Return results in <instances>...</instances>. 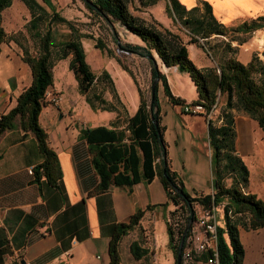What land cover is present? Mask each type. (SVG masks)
I'll use <instances>...</instances> for the list:
<instances>
[{"label":"trees","instance_id":"trees-1","mask_svg":"<svg viewBox=\"0 0 264 264\" xmlns=\"http://www.w3.org/2000/svg\"><path fill=\"white\" fill-rule=\"evenodd\" d=\"M22 1L31 12V19L26 28L30 37L37 42L39 52L33 54L29 50L20 37L21 33L9 34L5 30L3 11L10 7L14 0H0V44L15 41L22 48L24 60L29 63L33 72V81L20 94L16 106L0 116V130L11 128L15 117L21 115L23 127L36 134L44 156V160L34 168L35 181L40 183L42 178H45L49 183L56 184L61 176L59 158L49 144L48 132L40 123L47 92L54 83L53 69L56 61L72 56L70 68L78 82L79 91L94 110L119 112L120 106L125 108V105L120 99L110 72L104 70L96 74L87 61L81 37L94 38V35L80 33L73 22L57 11L49 0L44 1L52 12L38 0ZM82 1L96 17L112 24L118 23L125 28V32L141 39L144 45L122 43L120 39L116 40V44L126 51L151 60L153 80L159 78L165 94L174 104L185 105L186 101L173 93L167 76L154 65V52L166 66H177L180 71L189 73L198 92V98L192 103H202L209 111L215 104L219 105L220 95L226 96V103L221 111L223 123L217 125L212 119L209 120L215 191L192 195L177 172L172 170L167 159L165 127L161 123L159 83L154 99L151 89V98L148 100L133 71L126 67L138 85L140 104L136 112L130 115L126 111L123 125L115 120L109 125L80 129V138L86 142L93 168L100 177L98 189L105 191L113 185L131 187L137 182H150L156 175L160 176L169 199L175 206L167 221L169 247L174 253L175 264L186 228H179L177 210L184 212L188 223L197 218L196 206L214 213L217 207L223 205L225 226H217L216 247H208L200 252L197 260L209 262V259L217 258L218 264H244L246 249L241 238V227L246 230L264 227V200L248 190L250 171L238 154L234 110L247 113L257 121L264 132V51L263 57L254 53L248 63H243L236 57L238 47L233 46L232 42L243 43L245 39L239 40V34L252 33L263 28L264 15H258L236 26H228L216 17L213 6L208 1L187 8L180 0H166L165 12L178 27V30H173L155 17L146 19L136 13V10L147 9L161 0ZM132 4H135L136 10H133ZM58 23L69 27L67 38L55 39L53 25ZM182 32L189 35V42L200 43L209 54L217 58V65L204 69L198 67L190 57ZM214 35L225 36L228 40L223 39L213 44L211 37ZM95 47L101 50L107 48L100 38H96ZM108 51L110 55H114L112 49L108 48ZM101 83L105 87L98 91L97 85ZM107 88L113 93L114 101L105 97ZM228 178H231V183L227 182ZM144 214V210L138 209L126 221L116 226L109 245L108 264L121 263L120 241L124 234L141 222ZM186 239L182 262L185 260ZM132 252L137 259H141L149 250L135 241L132 244Z\"/></svg>","mask_w":264,"mask_h":264},{"label":"crops","instance_id":"crops-1","mask_svg":"<svg viewBox=\"0 0 264 264\" xmlns=\"http://www.w3.org/2000/svg\"><path fill=\"white\" fill-rule=\"evenodd\" d=\"M38 1L43 6L47 5L44 0ZM203 1L210 2L216 17L228 26L234 25L231 20L234 17L264 14V8H249L256 5H251V0H180L187 8L202 5ZM165 7L166 0H161L147 9L136 10V13L146 19L155 17L165 26L178 30ZM182 34L190 57L198 67L204 69L217 65V58L200 43L189 42L187 33ZM254 35L250 44L248 41L232 42L238 47L236 57L244 63H248L254 53L263 57L264 27L254 31ZM134 36L144 45L139 37ZM211 39L213 44L228 40L225 36L216 35ZM156 59L176 96L184 99L185 103L198 98L196 85L189 73L180 71L177 66H166L160 57ZM32 81V68L24 60L22 48L13 40L1 43L0 116L16 106L20 94ZM160 89L159 86L161 123L165 127L167 159L172 170L177 172L192 195L214 193L209 120L204 114L186 113L184 104H174L165 92L161 97ZM225 103L226 96L223 95L217 111ZM139 104L140 100L130 108V115L136 112ZM215 114L212 120L221 125V114L217 117ZM111 118L95 119L89 126L109 125ZM40 123L48 132L49 144L59 158L61 176L56 184L45 178L38 183L29 173V169L40 164L44 156L36 134L23 127L21 115L15 117L11 128L0 130V264H108L109 245L116 226L138 209L144 210L145 214L141 222L122 237L120 264L147 261L151 264H175L167 230V221L175 206L160 176L156 175L150 182H137L131 187L113 185L101 191L98 189L100 177L93 168L87 144L80 138L81 127L87 125H76L74 119L56 114L50 105L43 107ZM240 137L238 129L237 149L241 145ZM238 154L243 159L241 148ZM135 241L149 250L141 259L132 252Z\"/></svg>","mask_w":264,"mask_h":264},{"label":"rangeland","instance_id":"rangeland-1","mask_svg":"<svg viewBox=\"0 0 264 264\" xmlns=\"http://www.w3.org/2000/svg\"><path fill=\"white\" fill-rule=\"evenodd\" d=\"M49 1L57 11L73 22L74 26L80 33H91L94 35V38H88L85 36L81 37L86 50L87 61L96 74H100L104 70H108L110 72L114 79L120 99L124 103L126 109L119 105V112L94 110L86 101L85 96L79 91L78 82L70 68V60L72 56L56 61V65L53 69L54 83L48 90L49 94L46 95L45 106H52L56 114H61L63 116L66 115L70 117V119H74L76 125L79 126H89L91 121L95 119L101 120L105 117H112L110 123L117 120L118 123L123 125L125 123L126 111L129 113L130 108L139 103L140 96L138 92V85L143 89L146 98L148 100L151 98L153 63L145 56L120 48L117 46L116 40L120 39L122 43L128 44H143L137 42V38L132 33L125 32V28L121 27L118 23L112 24L103 18L93 15L87 9L82 0ZM250 3L251 5L256 3V5L249 6V8H253L255 6L257 9L264 8V0H251ZM250 3L248 4L250 5ZM131 6L134 10L135 4H132ZM45 7L52 12V9L49 6L45 5ZM262 13H264V9ZM254 16L256 17V14H250V17H234L231 20L236 26L246 20H251ZM30 19L31 12L22 0H14L13 5L3 12V21L6 30L8 32L21 33L20 37L23 39L24 43L33 54H36L39 52L38 44L30 37L26 28ZM53 29L56 40L67 38L70 31L67 25L61 23L54 24ZM126 33H128V35H126ZM238 37L239 40L245 39V41H248L250 44V41L255 38V35L253 36V32L247 34L241 33ZM96 38L102 39L107 48L104 50L96 48ZM108 48L112 49L114 55L109 54ZM153 54L159 59L155 52ZM126 67L133 71L138 81V85ZM161 67L162 65H160V70ZM159 85L161 87L160 95L163 97L164 90L161 81H159ZM104 87V84H98L97 90L101 91ZM104 95L108 100L114 101L113 93L109 88L105 89ZM221 96L223 95H220L219 97L221 98ZM221 111L222 109H219L215 114V117L220 115ZM45 112L46 110L43 111V113ZM185 112L189 113L187 111ZM234 114L236 118V128L237 130L239 129L241 135V145L238 147V150L241 148L243 159L250 171L248 190L251 193L256 194L258 198L264 200V132L259 127L257 121L244 111L235 109ZM238 115L240 117H238ZM207 119L210 120L212 118L209 119L207 117ZM227 182L231 183V178H228ZM219 207V209L216 208V210H214L217 217V226L220 225L224 227V206L221 205ZM195 209L197 212V218L193 223H195L199 218L207 217L209 214V211L202 209L200 206H196ZM177 213L178 223L180 224L179 228H184L187 224L185 214L184 212H181L180 209L177 210ZM193 223L189 232L193 228ZM241 238L246 249L244 264H264V227L251 230H246L241 227ZM161 251L163 252V250ZM198 255V252L193 251L192 258L184 260L182 264H214L212 262L197 260ZM141 264H151V262L147 261L146 263L143 262Z\"/></svg>","mask_w":264,"mask_h":264},{"label":"built area","instance_id":"built-area-1","mask_svg":"<svg viewBox=\"0 0 264 264\" xmlns=\"http://www.w3.org/2000/svg\"><path fill=\"white\" fill-rule=\"evenodd\" d=\"M56 100V99H55ZM217 105L215 104L209 111L202 103H186L184 110L189 113H203L209 119L216 113ZM31 175H35L33 168L29 169ZM216 213H211L207 217H202L193 223V228L188 233L186 242L187 246L185 249V260L191 259L193 251L198 253L205 251L208 247L215 249L217 243V217ZM217 256V253L215 254ZM209 262L218 264V260L209 259Z\"/></svg>","mask_w":264,"mask_h":264},{"label":"water","instance_id":"water-1","mask_svg":"<svg viewBox=\"0 0 264 264\" xmlns=\"http://www.w3.org/2000/svg\"><path fill=\"white\" fill-rule=\"evenodd\" d=\"M152 59L154 61V65L159 68V64H158L157 59L154 56L152 57ZM158 83H159V78L158 77L154 78V80L152 82V99H154V97H155L156 87H157ZM192 223H193V219H191L186 225V228H185V231H184V234H183V237H182L181 245H180V250H179L178 255H177V264H182L183 246H184V242H185L186 236H187V234L189 232V229H190Z\"/></svg>","mask_w":264,"mask_h":264},{"label":"bare ground","instance_id":"bare-ground-1","mask_svg":"<svg viewBox=\"0 0 264 264\" xmlns=\"http://www.w3.org/2000/svg\"><path fill=\"white\" fill-rule=\"evenodd\" d=\"M49 93L47 92V95H48ZM217 105V104H216ZM185 106V105H184ZM217 108H218V105H217ZM217 108H216V110H217Z\"/></svg>","mask_w":264,"mask_h":264}]
</instances>
